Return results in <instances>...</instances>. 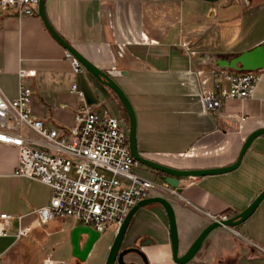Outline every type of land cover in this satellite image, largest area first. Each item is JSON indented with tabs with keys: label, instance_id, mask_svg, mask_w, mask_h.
I'll use <instances>...</instances> for the list:
<instances>
[{
	"label": "crops",
	"instance_id": "crops-1",
	"mask_svg": "<svg viewBox=\"0 0 264 264\" xmlns=\"http://www.w3.org/2000/svg\"><path fill=\"white\" fill-rule=\"evenodd\" d=\"M44 13L54 32L98 70L125 72L114 82L133 108L141 158L176 170L224 168L236 162L251 133L264 129V69L251 100L225 101L213 114L204 112L199 100L202 90L212 87L201 80L224 69L217 66L221 56L264 45V0H44ZM20 71L27 76L20 79ZM20 84L32 92L31 116L50 128L72 127L81 105L71 93L75 85L83 103L122 119L128 133L115 94L84 68L72 71L37 13L0 17V93L15 99ZM17 157L16 148L0 143V213L21 217L12 221L9 236L0 237V264H104L105 253L84 263L72 256L71 232L80 225L72 219L32 225V210L48 203L50 191L15 176ZM132 172L155 184L149 198L171 203L181 256L210 222L208 215L232 217L264 190V136L250 143L231 172L182 178L176 189L145 165L138 163ZM19 226L28 233L16 239ZM115 234L113 228L100 233L104 246ZM138 244L147 264H175L159 204L132 215L121 249ZM125 262L143 264L131 255ZM187 264H264V198L236 228L210 232Z\"/></svg>",
	"mask_w": 264,
	"mask_h": 264
},
{
	"label": "built area",
	"instance_id": "built-area-1",
	"mask_svg": "<svg viewBox=\"0 0 264 264\" xmlns=\"http://www.w3.org/2000/svg\"><path fill=\"white\" fill-rule=\"evenodd\" d=\"M38 0H0V17L5 14L27 17L36 14ZM72 71L82 66L65 51ZM20 79L27 76L18 72ZM259 72L231 74L215 69L210 79H202L204 87L199 100L203 111L215 113L225 101L253 98L259 83ZM81 105L69 129L50 128L31 116L29 88L19 85L18 96L9 100L0 93V143L17 149L16 177L40 182L49 188L48 203L32 210L40 226L54 219L69 218L97 233L113 228L117 232L127 213L138 202L149 198L155 184L132 172L138 166L128 149V133L122 119L83 103V95L71 86ZM264 110V104L262 105ZM246 118H239L240 122ZM25 131V133H24ZM173 192V190H171ZM210 221L219 219L207 216ZM13 217L0 213V237L10 235ZM27 228L17 227L16 239L25 237Z\"/></svg>",
	"mask_w": 264,
	"mask_h": 264
},
{
	"label": "water",
	"instance_id": "water-1",
	"mask_svg": "<svg viewBox=\"0 0 264 264\" xmlns=\"http://www.w3.org/2000/svg\"><path fill=\"white\" fill-rule=\"evenodd\" d=\"M208 3H216L220 0H202ZM37 15L42 20L45 28L48 30L50 35L56 40V42L70 54L89 74H91L100 84L105 86L107 89L112 91L118 101L120 102L123 111L128 121V149L131 157L139 164L145 165L150 169L162 174L161 180L170 189H176L178 187V180L189 177H204L212 175H220L231 172L240 163L242 155L246 151L250 143L259 136H264V129H259L251 133L242 145L236 162L228 167L214 168L206 170H176L166 166L156 164L154 162L141 158L136 150L135 140V116L133 108L120 87L114 82V78L125 75L123 71H109L102 72L98 70L93 64L87 59L80 55L74 50L68 43L60 38L56 32L49 25L45 13H44V0H38ZM217 66L220 68L227 69L231 72L244 73V72H259L264 69V45H260L250 51L244 52L238 56L228 58L221 56L220 61L217 62ZM264 198V190L247 206L244 210L238 214L217 221H210L207 226L200 232L198 237L190 245L184 254L178 256L179 242L176 231V222L174 211L171 203L161 197L147 198L138 202L131 210L127 213L120 227L118 228L113 241L109 246H104V242L100 238V234L91 229L88 226L78 225L71 232V250L72 256L77 258L81 262H85L86 259L91 257L97 259L102 254H106L104 264H136L133 262H125L127 256H136L143 264H147L146 258L141 252L142 245L138 244L131 248L121 249L124 233L128 226V223L134 214V212L144 206L150 204H159L165 211L168 220V235L171 247V257L175 264H187L189 263L196 253L199 251L203 241L207 235L216 229H233L246 221L255 211L259 203Z\"/></svg>",
	"mask_w": 264,
	"mask_h": 264
},
{
	"label": "rangeland",
	"instance_id": "rangeland-1",
	"mask_svg": "<svg viewBox=\"0 0 264 264\" xmlns=\"http://www.w3.org/2000/svg\"><path fill=\"white\" fill-rule=\"evenodd\" d=\"M156 182H158V180H157ZM28 263H29V262H28ZM28 263H27V264H28Z\"/></svg>",
	"mask_w": 264,
	"mask_h": 264
}]
</instances>
